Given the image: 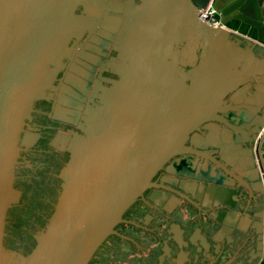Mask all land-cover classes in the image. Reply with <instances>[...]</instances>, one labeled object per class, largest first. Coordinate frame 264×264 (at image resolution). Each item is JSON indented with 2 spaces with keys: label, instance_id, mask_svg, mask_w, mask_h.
I'll return each instance as SVG.
<instances>
[{
  "label": "water",
  "instance_id": "1",
  "mask_svg": "<svg viewBox=\"0 0 264 264\" xmlns=\"http://www.w3.org/2000/svg\"><path fill=\"white\" fill-rule=\"evenodd\" d=\"M141 1L132 6L136 18H126L124 5L109 4L98 14V27L109 30L110 39H124L126 58L142 48L152 52L149 57L159 50L162 77L144 80L133 65L121 67L131 83H123L124 78L118 83L116 103L87 106L82 124L81 112L74 109H85L91 85L82 90L79 79L75 83L67 76L56 88L54 81L70 52V39L94 23L96 0H0V264H90L107 238L117 234L126 211L155 186L151 180L163 168L167 176L149 200L170 214L193 198L206 208H234L242 189L264 197L260 1ZM210 4L220 19L218 27L199 18V11ZM111 6L119 7L120 14ZM81 7L84 11L77 15ZM230 25L245 26L256 42L228 30ZM172 53L178 61L171 69ZM127 87L133 94L125 102ZM145 87L151 110L132 99ZM71 92L74 101L68 99ZM54 95L52 118L67 122L73 117L71 122L85 134L60 132L51 142L57 151L71 152L51 210L32 205L33 192L29 201H22L15 178L25 122L36 101ZM49 213L46 221L33 220L34 214ZM182 214L173 225L180 245L173 256L175 264H190L182 249L190 233L188 212ZM225 215L227 231L240 220L246 228L252 224L238 213ZM260 229L264 236V219ZM121 254L114 262L129 264Z\"/></svg>",
  "mask_w": 264,
  "mask_h": 264
},
{
  "label": "flooded vegetation",
  "instance_id": "2",
  "mask_svg": "<svg viewBox=\"0 0 264 264\" xmlns=\"http://www.w3.org/2000/svg\"><path fill=\"white\" fill-rule=\"evenodd\" d=\"M94 3H96L95 7H99L97 12H93L94 23L91 24L92 26L88 25L79 34V38L74 36L70 39V52L63 59V67L59 69L56 81H54L56 88L67 76L73 78L75 83L79 79L78 82L82 90L88 89V86L91 85L85 109L83 111L79 108L74 109V112H81L79 123L82 122V124H85L87 119V106L99 109L104 106V103L109 105L119 100L118 83H121L123 78V83L129 82V76H124L121 73V67L126 68L133 65L134 71L138 70L142 77L145 76L144 80L145 78H154L156 81L157 78L162 77L163 68H159V50H156L155 55L152 54L149 57L152 52L142 48L138 53H134L132 59L126 58L122 48L124 39L118 38V36L115 39H110L109 30H100L98 27V14L106 12L109 4L124 5L123 12L126 18L128 16L136 18L138 13L132 6L141 5V0H96ZM99 4L103 5V10H100ZM111 8L116 9L115 14H120L119 7L111 6ZM82 11H84L83 7L76 11V14L81 15ZM127 28L125 29L127 30ZM148 43L146 42V44ZM168 58L169 67L172 69L178 60H175L174 53L170 54ZM90 77L93 78L91 82L89 81ZM65 84L69 86L68 83ZM141 85H145V83H141ZM147 88L139 91L143 97H140L139 92H135L132 99L143 101L146 105L145 110H151L152 106L147 105L149 103L147 93L151 97ZM82 90L77 92L83 95ZM159 92L162 94L163 88ZM132 94L133 89L127 87L125 102L131 99ZM120 98L124 103L123 98ZM68 99L75 100L73 92L69 93ZM76 100L82 103L78 98ZM55 104L56 96L35 102L31 119H27L20 135L19 160L15 178V188L22 192V201H29V195L33 192L34 198L30 199L32 205L50 207L51 210L56 203L58 190L61 188L60 173L71 157L69 150L57 151L51 146V142L60 132L85 134L78 125L71 122L75 119L73 117H68L67 122L52 118ZM110 110V114L116 117L117 112ZM96 112L99 114V110ZM164 176H167V173L163 168L152 178V184L163 185ZM155 186L146 190L144 195L126 211L123 221L116 228L117 234L109 236L104 242V245L110 242V246L102 245L90 264H119L114 260L121 253H123L122 256H126V262L129 264H175L177 258L174 259L173 252L176 255L175 245H179V239L176 238L178 232L173 225L182 218L183 212H188L190 233L185 235L182 249L189 253L190 264L259 263L261 253L264 254V236L260 229L264 219V197L262 195L251 194L242 189L234 208L221 206L218 209L206 208L199 200L193 198L190 201H185L182 207L170 214L149 200L151 194L157 190ZM223 212L238 213L241 218L249 217L252 219V224L246 228L244 223H240V220L236 229L232 230L231 227V231H227L224 229L227 215L223 216ZM50 213L34 214L32 215L33 220L46 221ZM111 259L113 263L110 262Z\"/></svg>",
  "mask_w": 264,
  "mask_h": 264
},
{
  "label": "built area",
  "instance_id": "3",
  "mask_svg": "<svg viewBox=\"0 0 264 264\" xmlns=\"http://www.w3.org/2000/svg\"><path fill=\"white\" fill-rule=\"evenodd\" d=\"M199 18L203 22H206L207 24H209L210 26H213V27H218V26L221 25L220 19H219L218 14H217V11L213 8L212 4H210L206 9H202V10L199 11ZM227 28H228V30H230L232 32H235V33H237V34H239L241 36H244V37H249L250 39L255 41V38H253L254 36H250L252 34L249 33V32H248L249 34H245L241 30H238V29L236 30V28L231 26V25L228 26ZM262 131L264 132V127L262 128Z\"/></svg>",
  "mask_w": 264,
  "mask_h": 264
},
{
  "label": "crops",
  "instance_id": "4",
  "mask_svg": "<svg viewBox=\"0 0 264 264\" xmlns=\"http://www.w3.org/2000/svg\"><path fill=\"white\" fill-rule=\"evenodd\" d=\"M259 1H260L261 10H262L263 15H264V0H259ZM233 27H235L236 30H237V29H238V30H241V31L244 32L245 34H249V33H248V32H249V29L246 28L245 26L242 27V28L239 27V26H233ZM250 36H255V35H250ZM246 38L250 39L249 37H246ZM250 40H252V39H250ZM252 41H253V40H252ZM258 264H264V255H263L262 259L259 260V263H258Z\"/></svg>",
  "mask_w": 264,
  "mask_h": 264
}]
</instances>
